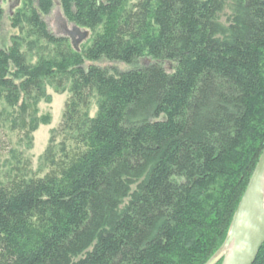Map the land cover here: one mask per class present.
Wrapping results in <instances>:
<instances>
[{
  "label": "trees",
  "instance_id": "trees-1",
  "mask_svg": "<svg viewBox=\"0 0 264 264\" xmlns=\"http://www.w3.org/2000/svg\"><path fill=\"white\" fill-rule=\"evenodd\" d=\"M126 2L60 0L102 31L70 72L61 155L44 177L0 184V264H208L226 240L264 151V119L249 136L264 99V0ZM30 3L29 23L49 36L55 0ZM3 18L0 5V31ZM43 77L0 48V104L41 97Z\"/></svg>",
  "mask_w": 264,
  "mask_h": 264
},
{
  "label": "rangeland",
  "instance_id": "rangeland-1",
  "mask_svg": "<svg viewBox=\"0 0 264 264\" xmlns=\"http://www.w3.org/2000/svg\"><path fill=\"white\" fill-rule=\"evenodd\" d=\"M137 2L127 0L124 10L132 9ZM0 5L4 10L0 48H19L28 64L44 70L41 97L32 102L20 99L11 105L7 101L0 104V184H8L18 177L28 180L44 177L61 155L62 140L56 133L75 88L70 72L78 59L88 64L87 51L102 27L77 25L65 15L60 0H55L51 12L43 16L49 33L45 36L29 23L33 7L30 0H0ZM50 36L59 41L49 39ZM121 68L127 67L121 65ZM99 107L100 96L94 93L88 109L90 118L98 115ZM255 108V127L249 131L250 138L264 119V99ZM224 260L225 251H222L212 264H223Z\"/></svg>",
  "mask_w": 264,
  "mask_h": 264
},
{
  "label": "water",
  "instance_id": "water-1",
  "mask_svg": "<svg viewBox=\"0 0 264 264\" xmlns=\"http://www.w3.org/2000/svg\"><path fill=\"white\" fill-rule=\"evenodd\" d=\"M264 245V151L238 205L220 252L223 264H254ZM215 257L208 263L212 264Z\"/></svg>",
  "mask_w": 264,
  "mask_h": 264
},
{
  "label": "bare ground",
  "instance_id": "bare-ground-1",
  "mask_svg": "<svg viewBox=\"0 0 264 264\" xmlns=\"http://www.w3.org/2000/svg\"><path fill=\"white\" fill-rule=\"evenodd\" d=\"M170 68V67H169Z\"/></svg>",
  "mask_w": 264,
  "mask_h": 264
}]
</instances>
